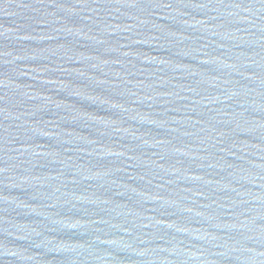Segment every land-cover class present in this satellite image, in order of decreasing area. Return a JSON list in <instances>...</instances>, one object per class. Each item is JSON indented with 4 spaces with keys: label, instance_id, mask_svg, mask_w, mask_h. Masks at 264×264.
Wrapping results in <instances>:
<instances>
[{
    "label": "water",
    "instance_id": "water-1",
    "mask_svg": "<svg viewBox=\"0 0 264 264\" xmlns=\"http://www.w3.org/2000/svg\"><path fill=\"white\" fill-rule=\"evenodd\" d=\"M0 264H264V0H0Z\"/></svg>",
    "mask_w": 264,
    "mask_h": 264
}]
</instances>
